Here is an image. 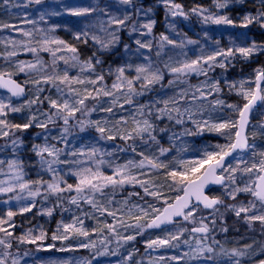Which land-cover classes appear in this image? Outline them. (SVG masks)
I'll use <instances>...</instances> for the list:
<instances>
[{"label": "rangeland", "instance_id": "rangeland-1", "mask_svg": "<svg viewBox=\"0 0 264 264\" xmlns=\"http://www.w3.org/2000/svg\"><path fill=\"white\" fill-rule=\"evenodd\" d=\"M180 4L182 6L183 11L187 14V18L182 16L173 17L169 12L168 8L163 3V0H149L147 3H144V0H134L135 6L140 7L142 9H151V12L148 13L147 16L141 12L139 16L135 13V7L130 5H125L121 2V0H41L40 4H36L35 0H0V3L6 9L7 13L10 17L14 18L15 21H19L16 24H11L6 21L7 25L10 27H1L0 29L4 31L3 40L8 47L7 52L12 53L15 52V55L21 54L23 52L27 53L25 58L18 60L16 66V73L18 76L24 78V83L28 87L30 86V90L36 93V91L43 86V82L40 85H36L33 83L34 80L40 79L43 76H52V77H62L65 72H67V66L71 65V58L69 56L70 51L67 50L65 45H68L67 42L61 38H65L66 36H70L72 39H76L77 33H82L87 31L89 36L98 35L100 37L108 38L104 32L101 31V22H103V26L107 27V21L109 17L115 16L122 18L125 12L132 13V20L127 22V27L121 28L119 32L122 30L125 31L129 40H132L130 44L133 46L131 52H134V55L137 56L135 65L148 64L149 62L152 65L153 69H159L157 59L158 57L162 60L164 68L167 69L168 73L177 77V74H173L170 72V67L179 66L181 63L185 61L195 60L200 56H206L208 54L204 50L212 48L213 44H209L210 41H213V37L211 35H217L219 31L233 32V30H250L248 27H241L243 17L245 15H256L257 11L260 10V6L258 0H243L242 3L236 2V0H230L229 5L225 9H218L215 6V0H172L174 3ZM182 2V4H181ZM251 4L250 7H254V14H250L246 9L241 8L240 5ZM156 6V7H155ZM157 7H162L165 9V19L162 24L161 34L166 35L169 39L174 40L176 45H169L167 43L163 44L161 47V42L158 43V49L153 51V43L151 49L144 48L140 49L139 46L135 43L137 39H140L142 42H148V37L153 36V30L151 34L141 35V32H146L145 29H140L136 32H130V28L134 21H137V28H139V24L143 22H147L149 19L154 20L156 23L157 20ZM245 7V6H244ZM78 9V8H92L94 11L90 12L84 16H73L69 14L68 9ZM193 8H202L207 11L204 13L207 14H218V15H227L231 19L234 20V25H216L212 23H204L202 16L193 13L191 10ZM239 8V9H237ZM246 8V7H245ZM43 16V19L41 17ZM182 24L185 31H183L180 27ZM155 25V24H154ZM254 27H259L260 25L257 23H253ZM115 28V26H112ZM154 27V26H153ZM110 31L112 29H109ZM28 32L31 33L29 36H25L23 33ZM183 32V33H182ZM118 35V33H117ZM213 35V36H214ZM217 38V37H216ZM221 38V37H220ZM47 39H57L65 42V45H57L54 43L45 44L44 41ZM182 40L184 43H182ZM189 40L196 41V43H188ZM229 41V39H226ZM209 42V43H208ZM215 45V44H214ZM35 48L36 52H32L29 49ZM44 48L49 49L45 51ZM111 50V49H109ZM47 53V54H46ZM55 53V55H53ZM159 53V55H157ZM147 54V55H146ZM156 54V56H154ZM205 54V55H204ZM127 57V54L126 56ZM145 57L148 59L146 60ZM222 57H218L217 60ZM40 60L41 64H37L36 68L29 70L25 67L24 71H20L21 64H36V61ZM65 60L68 63H65ZM130 62L120 60L119 64H124L125 68V77L133 79V84H139L142 80H136L135 77L137 73L135 71L136 67H128ZM113 65L107 67V72H104V69L101 71L90 72L88 75V79H95L96 74L102 73L104 77L110 76L113 84L116 81V69L118 67H122V65ZM165 65H168L166 67ZM2 69H12L11 65H2ZM205 69H208V65H203ZM111 70V74L109 73ZM209 71V70H208ZM15 73V72H14ZM208 73V72H207ZM162 74V72H161ZM83 75V74H82ZM106 75V76H105ZM195 77H204L205 75H200L197 73H190ZM183 76V75H182ZM182 76H179L181 78ZM163 77V76H162ZM178 78V79H179ZM83 80L87 81L85 78ZM202 81V82H201ZM198 84H195L193 88L189 91L193 93L188 99H180L178 106L183 112V116L180 117L186 123H189L190 129L201 130L197 127L196 124L193 123V120L200 121L203 124V121H208L211 123H219L223 120H234V118H222L217 121H213L212 119V108H214L211 104H209L208 100L205 98L208 96V85L204 84L201 80ZM242 81V80H241ZM246 81L245 87H250L252 80H250V76L247 79H243ZM57 86L62 89V92H59V96L53 97L52 100H57L58 103H62L64 99H68L70 102L74 103L77 97L75 93L70 91V89H75L81 93H83L85 88H88L93 92V95H96V89H103V81L98 82L96 85L84 83L77 84L71 83L64 84L61 83L58 79L56 80ZM112 87V86H111ZM200 88L201 91L205 93V97L201 98L199 96V92L196 91L197 88ZM116 91L115 89H113ZM125 90L127 92V86L125 85L120 91ZM120 91H117L118 93ZM239 91V83L237 86V91ZM1 92V91H0ZM102 94V92H101ZM97 96L94 99L85 100V105L81 108V111L76 112L74 117L69 118V122L67 125H63L54 129L53 127L47 128H39L35 126L36 122L39 123H54L53 121L62 119L53 117V121L48 120V116L54 114L56 109L50 106L49 100L46 102L48 104V108L52 111L50 113H44V115L39 112L38 104L39 101L44 102L45 97L39 96V101L35 104H31L28 106L27 102L30 100H34L37 97L31 95L29 99H26L24 102L16 103L15 100L8 94H4V92L0 93V102L4 104H10L13 107H21L24 106L23 111L21 112H12L9 109H5L6 115L0 116V119L6 120V122L11 124H23L28 121L31 116L36 117V121L33 125L27 130H16L11 127L4 128V131L9 133L8 136L0 135V188H8L13 187L14 190L10 192H0V198L3 200L0 201V219L7 220L8 211H13L16 213H22L20 210L25 206L30 207L32 203L35 202L37 195L31 196L30 192L39 193L45 191L48 192L47 184L53 181L54 176L58 178H62L60 180V187L65 188L67 184H74L73 190L64 191L69 195V207L68 213H66L58 225H61L58 231V225L55 230V234L60 235L63 233L62 224L63 223H72L73 218H78L76 209L77 205L84 200H79L77 205L72 204V208L70 206V198L72 196H76L75 185L78 183V177L74 175L76 171L83 167H91L93 170L96 167H99V170L104 175H114L117 167L125 165L129 160L136 162L128 151L125 152L127 156V161L124 162V158L120 157H112L109 156L112 152L113 148L118 146L117 143L111 141L109 142L107 147L104 149V144L98 143L92 149H96V155L94 157H89V153L92 149L88 150L86 145H80L81 140H85L86 136L89 134V124L92 116L96 117V119H100L102 115L107 112L104 111L107 105H110V102H104L103 100L109 96L103 95ZM190 95V94H189ZM188 95V96H189ZM193 96H196V99H193ZM240 97V95L238 94ZM32 97V98H31ZM51 99V98H50ZM132 104H135L132 102ZM261 105V102L256 104ZM79 107V105H77ZM264 107V106H263ZM140 107L135 106L134 110H132V116L140 115ZM190 109L192 113V119L188 118V113L184 112V109ZM260 107L259 110H261ZM211 109V110H210ZM125 112V110H123ZM123 111H118L117 115L122 116ZM171 115L174 119L177 118V113L172 112ZM131 116V117H132ZM168 116V114H167ZM143 119L140 118V121ZM51 122V123H50ZM254 123L255 125H259ZM64 124V123H63ZM89 126V127H88ZM134 127V125L132 124ZM32 128L33 131H29ZM257 128V127H255ZM67 129V131H65ZM83 129V130H82ZM189 129V130H190ZM202 130H206L209 133L214 134V136L219 137L220 140H228L224 135L214 131H208L207 127H203ZM235 131V130H233ZM19 138L23 143L19 146H13L12 141L14 139ZM100 138L103 136L100 135ZM127 141L125 139H121ZM129 142V141H128ZM70 144L78 149L76 155L65 156L63 153L59 154V161H69V163H54L52 164V168L55 170L54 172L48 171L47 164L43 163V161H52L56 159L54 156H49L48 153H43L42 156L37 154L38 149L34 150L33 146L38 145L40 147H55L56 149H60L61 151H67L68 146ZM221 143L220 145H222ZM120 147V146H119ZM131 144H128L127 148H130ZM249 148L252 149L250 146ZM217 150L212 147L208 151ZM205 150L201 149L200 154L197 156H191L186 160H197L203 158ZM236 153L234 154L228 161L225 167L229 164L236 168L235 172V184H230L229 181L225 180L224 184L218 187H214L216 190L211 196L220 198L223 203L216 205L215 207L218 209V212H214L213 209H205L203 206H199L197 212L195 213L196 223H191L189 221H184L182 217L178 218L174 221V223L163 229L160 234V239H165L169 236V234H176L180 231L181 228L188 229V231L184 232V234L180 237V240L174 241V243H179L177 246H166V247H155V252L160 253V257H164V262L166 264H234V261L237 259L236 257L229 258L225 253H230L231 249L238 248L243 250V246L247 244H251L252 249L248 250V254L244 257L239 258L241 264H256L257 262L264 260V227L261 226L259 221H254L249 224L244 219L245 214L242 213L240 217L235 215V212L228 208V205H248L249 202L255 203V208L249 212L247 215H259L264 213V207H262L261 203L256 200L250 193L240 192L236 195V198L233 200L228 195V192L232 191L235 187L243 188L247 184H251V181L255 179V176L258 175L255 171L253 173H245L242 171L245 167H251L252 164H258L261 156L256 157L255 160L251 159L250 162L245 158V154ZM12 161H16V167L10 168L9 163ZM71 161H78L79 163H71ZM102 161V163H99ZM207 166V165H206ZM205 166V167H206ZM139 168H131L130 172L132 175L136 177H140V172H137ZM140 171V170H139ZM202 171V170H201ZM17 175H20L21 179H16ZM224 176H228L229 173H223ZM118 178V177H117ZM40 182V183H37ZM20 183H27L28 187L24 190L19 188ZM130 184H124L122 187L126 188ZM173 191V190H172ZM212 191V190H211ZM174 192H177L175 190ZM133 194V193H131ZM169 195V194H168ZM171 195V194H170ZM211 195V193H210ZM134 197L137 195H133ZM146 197V194L143 196ZM149 196H147L148 198ZM130 201H133L131 199ZM171 203V202H169ZM34 208L31 209L30 212H23L22 214L32 215L37 218L43 219L44 224L49 225V223L53 220L54 214L49 216L44 211H38L35 214ZM44 213V214H43ZM35 214V215H34ZM13 216L10 224L14 225L16 222ZM221 216L223 219H221ZM201 218H204L203 222L208 224L209 233L207 235V239L204 240L205 245H210L213 247V253H203L200 254L196 249L198 248L197 240H203V236H200L195 233H191L190 229L194 226H199V221ZM79 219V218H78ZM215 219V226L211 223L212 220ZM232 219V220H231ZM237 224V225H236ZM8 225V224H7ZM39 224L33 226L36 228ZM79 226V225H77ZM90 226V225H89ZM88 224H85L83 221V227L85 230L89 231ZM118 226V225H117ZM116 227V226H115ZM222 227H227L228 231H221ZM245 227V228H244ZM12 228V227H11ZM118 229V228H117ZM116 229V230H117ZM119 230V229H118ZM130 229L123 228L122 232L129 231ZM210 234V235H209ZM33 236L38 235L36 233H32ZM69 237L73 236V234L69 233ZM0 239H5V234L0 232ZM79 242V239H82L81 236L76 237ZM213 239L218 241V243H213ZM184 240H188L189 243L185 244ZM7 241V240H6ZM66 241V240H61ZM94 241V239H93ZM8 242V241H7ZM81 243V242H80ZM12 245V243H11ZM46 245H41L38 251L42 254L43 252L46 255V252H49V249L45 248ZM12 247L5 249L3 245H0V255L3 252L7 251L10 255L6 258V264H12L13 259L18 261V264H41V262H36L34 259H31V256L24 252H11ZM149 251V250H148ZM149 252L152 253L150 250ZM187 253L188 255H185ZM40 254V255H41ZM132 255V254H131ZM37 256V254H35ZM212 258L209 259L208 257ZM172 257H177L178 259L173 260ZM128 255L123 254L120 256L118 260H116L112 264H126ZM81 262V260H75V263ZM43 264V263H42ZM44 264H54L53 258L44 262Z\"/></svg>", "mask_w": 264, "mask_h": 264}, {"label": "snow or ice", "instance_id": "snow-or-ice-1", "mask_svg": "<svg viewBox=\"0 0 264 264\" xmlns=\"http://www.w3.org/2000/svg\"><path fill=\"white\" fill-rule=\"evenodd\" d=\"M7 2V0H5ZM121 2L125 5H130L135 7V13L137 16L141 12L145 16L148 15L149 12H151V9H142L140 7L135 6L134 0H121ZM230 0H215V6L218 9H225L228 7ZM238 3H242L243 0H236ZM36 4H40L41 0H35ZM163 3L168 8L169 12L173 17L175 16H182L187 18V14L183 11L182 6L178 3L172 2V0H163ZM258 3L260 5V10L257 11L256 15H245L243 17L242 23L240 24L241 27H248L249 25L253 24L254 22L259 24L261 28H264V0H258ZM94 11L92 8H78V9H68L69 14L73 16H84L89 14L90 12ZM193 13H196L203 18L204 23H212L216 25H234L235 22L233 19H231L227 15H218V14H207L204 13L207 11L206 9L202 8H193L191 10ZM43 19V16L41 17ZM129 20H132V13L125 12L122 18L120 17H109L107 21V27L103 26V22H101V31L106 34L108 37L107 39H104L98 35H92L91 39L98 45L97 51H105L109 48L115 46L119 42V36L117 33L121 30V28L127 27V22ZM137 21H134L130 32H136L140 29H145L146 32H141V35L151 34L153 26L155 24L154 20L149 19L147 22H143L139 24V28H137ZM112 26H115L113 28ZM3 27L7 28L10 27V25H3ZM109 29H112L111 31ZM25 36L31 35V33L24 32ZM83 37V43H88L89 34L87 31H84L82 33L76 34V39L81 40ZM161 41V47H163L164 43H167L169 45H175V46H181L176 45V42L174 40L169 39L168 36L161 34L160 36ZM45 44L54 43L57 45H65V42L62 40L57 39H47L44 41ZM135 43L139 46L140 49L148 48L151 49V41L148 42H142L140 39H137ZM188 43H196V41L189 40ZM218 43V42H217ZM68 51L72 53H77V48L74 46L65 45ZM125 49H128V45H125ZM32 52H36L35 48L29 49ZM45 51H48L49 49L44 48ZM264 52V44H256L253 42L250 46H237L234 48H229L226 51L221 49L217 51H213L211 54L207 56H200L195 60L191 61H185L181 63L179 66L170 67V72L173 74H177V78L179 76H186L190 73H197L200 75H207L208 70L213 68L214 66H218L220 68H226L225 61H228L229 58L235 59L237 57V54H239L240 57L243 59H249L251 58L255 53L257 52ZM9 55H15V52L9 53ZM55 55V53H53ZM159 55V53H157ZM218 57H223V60L218 61ZM76 63H80L82 65L81 71L84 70V68L90 69L91 71L95 72L96 66L102 64V60L97 57V53L94 52L90 57H88L85 61L81 62L78 59L77 55H73L71 58ZM147 60L148 58L145 57ZM93 60H95V64H93ZM65 63H68L67 60H65ZM37 64H41L40 60L36 61V64H27L20 66V71H24L25 67H27L29 70H32L36 68ZM208 65V69H205L203 65ZM168 67V65H165ZM128 67H131V65H128ZM135 71L137 73V76L135 77L136 80H142L143 87H147L148 85L155 84L159 82L163 77L159 69H153L151 63L148 64H141L137 65L135 68ZM109 73L111 74V70H109ZM116 73L118 74L116 76V81L112 84V89H115L116 91H120L125 85L127 86V92L124 94L125 96V103L131 104L132 101V95L136 94H142L136 92L135 88L133 87V79L125 77V68L124 67H118L116 69ZM104 75L102 73H98L95 76V79H88L87 81L80 79L79 77L76 78H69L67 72L64 73L62 77H52V76H43L40 79L34 80L33 83L36 85H40L41 82L43 83H56V80L58 79L61 83L64 84H71V83H77V84H92L96 85L98 82H102L104 80ZM255 87H245L246 81H240L239 82V91L238 94L242 96L243 100L246 101L243 106H239L236 104H228L227 107L232 109L235 113L238 114V119L236 120H223L219 123H211L209 124L208 121H203V124H201L200 121L193 120V123L197 125L198 128L201 130L203 127H207L208 131H214L217 133H220L221 135H224L226 139H228L229 143L220 145H215V148L217 150L214 151H205L203 154V158L197 159V160H180L178 161L179 168L182 170H168L169 165L165 164L163 162H160L158 158H149L148 156H144L143 153H140V155L143 156V159L139 161V163H136L132 160H129L125 165L117 167L114 175H104L97 166L95 170H93L91 167H83L80 168L78 171L74 173L78 177V183L75 185V192L76 196H72L70 198V203L73 205H77L79 200H84L86 203L92 205L93 208H97L102 213L107 212L109 216L116 217L117 211H122V209H117L115 211H109L107 207L98 205L95 199V196L97 193H100L101 195L104 194L103 190L107 187H112L115 189L117 186H123L124 184H139L141 188L143 189L144 193L148 196H152L156 200L161 199V192L158 190H150L149 184L150 181L148 180H138L136 176L132 175L130 172L131 168H143L145 161H147L148 165L152 169H165V176L163 183L157 185L152 184V188L159 189L163 187H167L169 190H177L182 191L183 195H176L173 199L172 203H169L167 199L164 200V207L161 210L160 208H157L154 204H148L147 207H142L140 204H131L128 205V201L125 200L124 204L127 206V215L135 221L134 224H126L123 223L121 220H117L116 224L123 226L126 230L129 228L135 229L136 233L135 235H127V236H120V233L116 231V227L111 224L104 223V227L108 229L109 232L115 233L117 236H120L122 240H124L125 243L129 241H133L136 239L137 235L143 234V232L146 229H153V228H160L162 225L171 224L173 223V220L175 217H182L184 221H189L191 223H196L195 213L197 212L199 205H203V208L205 209H213L214 212H218V209L215 207L216 205L222 204L223 201L220 198L213 197L210 198L208 195L205 194V188L209 184H224L225 180L229 181L230 184H235V172L237 171L236 168H233L230 164L225 167V160L227 157L231 156L234 152L237 150H244L249 146L248 144V135L246 134V128L249 123V113L251 112L252 108L255 106V104L259 101L264 103V88L261 87V82H264V69H257L255 71ZM169 83H172L171 81ZM0 87L8 88V90L12 93L13 96H21L24 94V88L21 87V85L17 84L15 81L8 79H3V76L0 75ZM237 85L233 83L230 85V88H236ZM211 89L213 91H219V81H215L211 84ZM38 91H43L42 88L38 89ZM58 92H62V89L57 87ZM70 91L75 93V96L77 99L74 103L70 102L68 99H64L62 103H58L57 100H49L50 106L54 109H56V112L50 116H48L49 121H53V117L59 118L63 120V123L65 125L68 124L69 118L74 117L76 112L81 111V108L85 105V100L91 98L96 99L97 96H99L102 92L104 96L114 97L112 100V104L115 105L117 103L118 97L114 96L113 91L108 89H96V95H93V92L90 91L88 88H85L83 93L75 90L70 89ZM197 92H199V96L201 98L205 97V93L201 91V89L198 87L196 89ZM187 93H182L180 96V99H183L184 96H186ZM196 96H193V99H196ZM45 99H48L47 97ZM39 101V96L37 95L36 99L30 100L27 102L28 106L30 107L31 104H35ZM42 102V101H39ZM164 109H158L157 111L160 113H167L169 119H173V116L171 115L172 112L177 113L176 122L182 123L183 120L180 118L183 116V112H181L180 107L178 106L179 100L177 99H168L163 101ZM173 105L171 109H169V105ZM215 105H223L224 102L221 100L214 101ZM79 105V107L77 106ZM123 107V105H120ZM148 106H141L140 114L145 115L143 112V108ZM24 106L21 107H13L10 104H4L3 102H0V116L6 115L5 109H9L12 112H21L23 111ZM106 112H112V107L103 109ZM184 112L188 113V118L192 119V113L190 109L185 108ZM47 115V114H45ZM148 115H151V109L149 108ZM160 116H157V119H159ZM36 121V117L33 115L31 116L26 123L23 124H11L9 125L6 120L0 119V135L8 136L9 133L7 131H4V128L11 127L12 129L16 130H27L30 128L33 123ZM54 122V121H53ZM96 124V130L102 134V136L105 133H108L107 139L112 140L115 139L117 135L120 136L121 139L125 140H132L136 137L143 138L144 134H147L149 138L153 141H155V136L152 135L153 131V125L150 123L149 119L145 118L142 121H135V127L133 128L132 132H124L121 134V131L118 129L115 133H112V131L104 126H101L99 122H93ZM36 127L39 128H47L46 123H35ZM83 130V129H82ZM235 130V131H233ZM67 131V129H65ZM188 134H192L189 132ZM23 142L19 140V138L14 139L12 141L13 146H19ZM34 150L38 149L37 154L41 155L43 153H48L49 156H54L56 159L52 161H43V163L47 164L48 171L54 172L55 170L52 168V164L54 163H69V161H59V154L61 152L60 149H56L53 147H40L38 145L33 146ZM135 151V148L132 149ZM166 149L161 148L160 152L163 154ZM97 150L92 149L89 153V157H94L96 155ZM72 155H76V153H72ZM261 159L258 164L254 163L251 167H245L242 169L245 173H253L254 171L258 173V175L255 176V179L251 181V184L245 185L243 188L241 187H235L232 189V191L228 192V195L231 199H235L236 195L240 192L250 193L256 200H258L262 207H264V152L260 153ZM2 163V161H0ZM71 163H79L78 161H71ZM102 163V161L98 162ZM17 162L12 161L9 163V167L13 168L16 167ZM207 165V167H205ZM202 170V171H201ZM218 170H220L221 174H218ZM229 173L228 176H224L223 173ZM118 177V178H117ZM22 177L20 175H17L16 179H21ZM60 178H56L54 176L53 181L51 183L47 184V189L52 194L57 193H63L64 191L73 190L72 184H67L66 189L60 187ZM168 181H171V183H168ZM40 183V182H37ZM19 188L21 190H24L28 187L27 183H20ZM13 187L8 188H0V192H10L13 191ZM29 195L35 196L39 195V191L36 192H30ZM131 195H139V193H133ZM143 199V197H141ZM111 203V201H109ZM33 204L30 207H24L20 211L23 212H30L31 208L34 207ZM228 208L233 210L235 212V215L237 217H240L242 213L245 214L244 219L251 224V222L259 221L261 223V226L264 227V213L259 215H247L249 212H251L255 208V203L249 202L248 205H228ZM149 209H151V212H149ZM135 210V211H134ZM152 213H155L153 216ZM47 214L50 216L52 214V209L47 210ZM16 213L13 211H8L7 213V220L0 219V232H3L5 236H11L12 233L8 231L7 228L3 227V225L8 224L9 227H14V225L10 224L9 221H11L12 217L15 216ZM221 219L223 217L221 216ZM204 218H201L199 221V226H194L190 229L191 233H200L204 234L203 240H197L198 248L196 251H198L200 254H203L205 252L207 253H213L214 249L210 245H205L204 240L207 239V234L209 233L210 229L208 224L203 222ZM213 226H215V219L211 222ZM79 225V226H77ZM61 225H58V231L60 229ZM63 233L60 235L53 234L51 239L53 241L55 240H67L69 238V233L73 235L83 236L87 237L89 236V232L84 229L83 227V220H80L78 218H73L72 223H63L62 224ZM188 231V229L181 228L180 231L176 234H169V236L165 239H153L149 240L147 242L148 248H154V247H166V246H177L176 244H173L174 241H179L180 237L184 234V232ZM221 231L227 232V227H222ZM46 234L41 231L39 235L33 236L31 234V230H29L28 233H26L24 236L19 237L18 239L20 242H27L35 244L37 241H43L45 239ZM185 244H188V240H184ZM213 243H218V241H215L213 239ZM0 245H3L5 249L11 248L12 245L10 242H7L5 239H0ZM80 247L87 248L89 245L87 243H82ZM251 244H247L243 246V250L238 248L231 249L230 253H225V255H228L229 258L236 257L237 259L234 261V264H241V261L239 258L244 257L248 254V250L252 249ZM61 251L65 249H60ZM115 254V253H113ZM10 255L9 252L5 251L2 255H0V264H6V258ZM185 255H188L185 253ZM131 256V253L129 254V258ZM209 259L212 257L209 256ZM161 260L164 259V257H160ZM171 259L176 260L177 257H172ZM12 264H18V261L16 259H13ZM259 264H264V260H261Z\"/></svg>", "mask_w": 264, "mask_h": 264}, {"label": "trees", "instance_id": "trees-1", "mask_svg": "<svg viewBox=\"0 0 264 264\" xmlns=\"http://www.w3.org/2000/svg\"><path fill=\"white\" fill-rule=\"evenodd\" d=\"M144 1V3H147L149 0ZM250 5L251 4L247 3L245 5H240V7L246 9L250 14H254L255 11L253 10L255 8L250 7ZM6 11L7 10L4 9L0 3V28L6 24V21L13 25L21 21H15L14 18L16 17H10ZM164 15L165 9L162 7H157V20L153 27V36L150 38L148 37V41H151V45L153 43V51H156V48L158 49L157 45L161 42L159 33L162 30V24L166 18ZM180 27L183 31H185V28H183L182 24ZM248 28L250 30L245 31L243 29H234L233 32H226V30L221 32L218 30L217 35H214L215 33L213 34L214 36L211 35V37H213V41H210V43L208 42L209 44H213L212 48L204 50L208 53L206 56L211 54L213 51L221 49L226 51L229 48H234L237 46H250L253 42L258 45L264 44V28H261L260 26L254 27V25H249ZM3 32L4 31L0 29V75L9 76L21 83H24V78L18 76L16 73L17 69L15 64H17L18 60L25 58L27 53L23 52L18 55H9L7 52L8 47L3 41L6 39ZM118 36L119 42L115 44V46L109 48L111 50L108 49L99 52L97 51L99 46L96 45V43L91 39V36H89L87 44L83 43V37L81 40L72 39L70 36L66 35L65 38L62 36L61 38L64 39L69 46H74L77 48V53L74 54L70 52V58H72L73 55H77L79 61L83 62L88 57H90L92 53L96 52L97 57L102 60V64L96 66V71H101L104 69V72L106 73L108 66L112 67L113 65L119 64L121 59L123 61H129L130 59L129 65H131L132 68L136 67L135 63L137 59H135V57L137 56H135L134 52H131L132 49H130L133 46L130 44L132 40L128 39V36L124 30L118 32ZM102 38L106 39L103 36ZM226 39H229V41H226ZM182 43H184L183 40ZM125 45H128L127 50L125 49ZM126 54L127 57H125ZM154 56H156V54ZM157 59L160 60L158 62V66L161 69L163 78L155 84L148 85L146 88L142 86L143 82H140L139 84H133L136 92L142 93L139 95H132V101L135 104L125 103V90H122L119 93L114 91L111 87V77L105 75L106 78L103 80L102 87H104L103 89L113 91L114 96L118 97L117 103L115 105L112 104L114 97H106L103 100L105 103H111L110 105H107L105 109L112 107V112H107L98 120L94 116L91 117L89 124L90 128L88 129L89 134L86 136L85 140L80 141L81 146L86 145V148L90 150L98 143H102L104 144L105 149L107 147L106 145L113 141L117 143L118 146L113 148L109 156L124 158V162H126L128 159L125 155V152L128 151L131 155V158H133L136 163H139V161L143 159V156L140 155V153H143L144 156H148L149 158H158L160 162L168 164V170H173L174 168L177 170H182L179 168L177 163L178 161L186 160L191 156H197V154L199 155L201 149L208 151L217 144L223 143L222 145H224L229 143L228 140H220L219 137L214 136V134L209 133L206 130L190 129V124L186 123L184 120L182 123H177L176 119H169L167 113H160L157 110L164 109V100L180 98L182 93L186 92L187 95L184 96L183 99H188L193 94L189 90L193 88L195 84H198L201 80H204L203 83L205 82L204 84L208 85L207 92L209 94L205 98L208 100L209 104L212 106L214 105V108H212V120L217 121L222 118L231 117L234 118V120L238 119V114L232 109L228 108L227 105L236 104L242 107L246 101L243 100L241 95L240 97L238 96V92H236L237 87L230 88V85L235 83L238 86V83L241 80L247 79L250 76V80H252L250 87L254 88L255 71L257 69H264V52L258 51L247 60L243 59L239 56V54H237L235 59L229 58L228 61H225L227 65L226 68L214 66L208 71L206 76L198 78L188 74L178 79L177 77L168 73L159 57ZM220 60H223V57L218 61ZM92 62L95 64V60ZM9 64L11 65L12 69H2V65L4 66ZM119 65H122V67L124 66V64ZM66 66L68 68L67 74L69 78L79 77L80 79L85 78L88 80L87 74L92 72L87 68H84V70L81 71L82 65L80 63H76L73 60L71 65ZM170 81L172 83H169ZM215 81H219L220 90L218 92L211 89V84ZM25 86L27 87V99H29L31 95L35 96V94L48 98L45 99L44 102H40L37 105L40 113L44 114L52 112L47 107L48 104L46 102L50 100V98L53 99V97L57 98L59 96V92L57 91L56 87L57 83H43V86L40 87L43 89V91L37 90L36 93L29 89L30 86ZM262 88H264V82H262ZM25 100L15 102L20 103L24 102ZM216 100H221L224 102V104L215 105L214 101ZM120 105H123V107ZM135 106H139V109H141V106H148L143 108L145 115L132 116V110H134ZM263 106L264 103L262 102L261 105H257L251 116L248 130V144L252 147V149L248 147L245 151L247 152L245 154V158L249 162L251 159L255 160L257 155L260 156V153L264 152ZM168 107L171 109L173 105L170 104ZM260 107H262L261 110H259ZM149 108L151 109V115H148ZM123 110H125V112ZM118 111L124 112L122 113V116L117 115ZM158 115L160 116L159 119H157ZM140 118L149 119L150 123L153 125L152 135L155 136V141L151 140L147 134H144L142 139L136 137L135 139L127 141L121 140L119 135H117L115 139L109 140L107 139L108 133H105L103 138H100V135L102 136V134L96 130V124L93 123L99 122L101 126L110 129L112 133H115L119 129L121 134H123L124 132H132L133 128L135 127V121H140ZM259 121V125L254 124ZM63 125L65 124H63L62 121L56 120L47 127H53L54 129H57ZM29 131H33L32 128ZM189 132L192 134H188ZM128 144H131L130 148H127ZM67 146L68 150L61 151L60 153H63L65 156H71L72 153L78 152V149H76L74 146L70 144H67ZM133 148H135V151L132 150ZM161 148L166 149L167 151L161 154ZM165 171V169H152L150 165H148L147 161H145L143 168L137 169V172H140L141 175L140 177H136L138 180L150 181V190H158L161 192V199L159 200H156L152 196L147 198L148 195L143 197L145 193L139 184H130L126 188L117 186L115 189L110 186L103 190V195L97 193L95 199L98 205L107 207L109 211L122 209V211H117L115 218L109 216L107 212L102 213L97 208H93L92 205L86 203L85 201H81L77 205V217L80 220H83L85 224L90 226L88 227L89 236H81L82 239H79V242L76 239L78 235H73L66 241H61L59 239L53 241L51 239L52 235L55 233L59 221L66 213H68L69 195L66 193L52 194L45 191L39 193L35 202L32 203V205H35L32 207L34 208L33 210H35V214L37 211L38 213L39 211H44V213H46L48 209H52L54 214L53 220L49 223V225H46L44 224L43 219L37 218L35 214V216H25L22 213H18L16 217H14L16 220L14 227L11 228L7 224L3 225V227L7 228L8 231L12 233L11 236H5L6 240L12 243L11 252H24L26 254L30 253L28 255L31 256V259H34L36 262H41V264H44V262L51 258H53L54 264H112L123 254L128 255L126 264H166L163 261L164 259H160L161 254L155 252V247H147V242L149 240L159 238L162 230H155L154 228L146 229L143 234L137 235L135 240L125 243L124 240L120 238V236L135 235L136 230L129 228L130 230L127 231V233H124L122 232L124 227L116 224L117 220H121L126 224L135 223V221L127 215V206H130L131 204H140L142 207H147L148 204H154L157 208L162 210L165 206V199H167L168 202H172L176 195H180L182 193V191L174 192L175 190H169L166 186L159 189L152 188V184L159 185L163 183ZM168 183H171V181H168ZM215 190V188L212 189L211 196H213ZM131 193H139V195L134 197L131 195ZM141 197H143V199H141ZM131 199H133V201H130ZM1 200H3V198H0V201ZM125 200L128 201L127 206L124 204ZM109 201H111V203H109ZM70 206L72 208L71 203ZM149 212H151V209H149ZM152 215L154 216L155 213H152ZM104 223L116 226V229H119L116 231L120 233V236L109 232L108 229L103 226ZM37 224L39 225L36 226V228L33 227ZM29 230H31V234L36 233L37 231L38 235L41 231H43L46 234L45 239L43 241H37L35 244L20 242L18 238L24 236L29 232ZM82 243H87L89 247H80ZM174 244L178 245L179 243ZM41 245H46L45 248L49 249V252H46V255H44V252L41 254L38 251L41 249ZM60 249L65 250L61 251ZM148 250H151L152 253ZM130 253L132 255L129 258ZM35 254H37V256H35ZM78 259L81 260V262L75 263V260Z\"/></svg>", "mask_w": 264, "mask_h": 264}, {"label": "water", "instance_id": "water-1", "mask_svg": "<svg viewBox=\"0 0 264 264\" xmlns=\"http://www.w3.org/2000/svg\"><path fill=\"white\" fill-rule=\"evenodd\" d=\"M2 76H3V79H5V80L11 79V80L15 81L17 84L21 85V87L24 88V94L21 95V96H13L12 93L8 90V88H4V87H0V91H1V92H4V93L8 94V95H9L13 100H15V101H23V100L27 99V87H26L23 83L19 82L18 80L14 79V78H12V77H9V76H6V75H2ZM261 87H262V82H261ZM258 102H259V101H258ZM258 102H257V103H258ZM257 103H256V104H257ZM256 104H255V106L252 108L251 112L249 113V117H248V119H249V123H248V126H247V128H246V134H247V135H248L249 125H250V121H251V116H252V113H253V111H254V109H255V107H256ZM246 149H247V148H246ZM246 149H244V150H237V151L234 152L231 156L227 157L226 160H225V166H226V164L228 163L229 159H230L234 154H236V153H243V152L246 151ZM206 167H207V166H206ZM218 174H221V173H220V170H218ZM221 185H222V184H209V185H207L206 188H205V194L208 195V196L211 198V195H210L211 190H212L214 187L221 186ZM180 195H183V192H182ZM172 202H173V201H172ZM172 202H171V203H172ZM199 206H203V205L201 204V205H199ZM178 218H180V217H175L174 220H173V223H174V221L177 220ZM173 223H171V224H166V225H162L160 228H154V229H155V230H163V229H165V228L171 226ZM195 234H198V235H200V236H204V234H200V233H195ZM207 235H208V234H207ZM259 262H260V261H259ZM259 262H257L256 264H259Z\"/></svg>", "mask_w": 264, "mask_h": 264}]
</instances>
